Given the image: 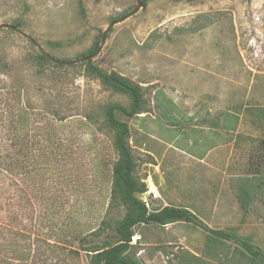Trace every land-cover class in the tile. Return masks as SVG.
I'll list each match as a JSON object with an SVG mask.
<instances>
[{
  "label": "rangeland",
  "instance_id": "obj_1",
  "mask_svg": "<svg viewBox=\"0 0 264 264\" xmlns=\"http://www.w3.org/2000/svg\"><path fill=\"white\" fill-rule=\"evenodd\" d=\"M90 61L140 87L128 126L135 196L195 222L134 227L138 264H236L243 239L264 257V0H141ZM136 0H0V264H92L127 208L112 195L118 155L109 105L131 97L77 60ZM152 33V34H151ZM90 55V53H89ZM252 190V189H250ZM231 235L214 249L209 231ZM236 237V238H233ZM236 258V256H234Z\"/></svg>",
  "mask_w": 264,
  "mask_h": 264
},
{
  "label": "trees",
  "instance_id": "obj_2",
  "mask_svg": "<svg viewBox=\"0 0 264 264\" xmlns=\"http://www.w3.org/2000/svg\"><path fill=\"white\" fill-rule=\"evenodd\" d=\"M14 26L17 27L19 25L15 23ZM100 38L101 34H99ZM97 47L98 41L95 42L87 53L81 54L78 58L88 56L89 53L92 54ZM37 58L54 62L52 57L42 49L37 51ZM81 62L85 65L86 70L97 77L102 84L128 94L132 100L129 108L120 105H109L105 110L106 121L114 129L113 144L118 155L113 165L114 180L112 195L126 206L127 211L115 227L114 234L116 241L114 243L103 242L100 245L95 244L88 251L92 253V264H138L125 254L131 246V237L134 234V227L136 225L150 223L164 225L176 221L195 222L196 217L185 208L173 206H164L159 210L149 211L146 204L135 196L136 193L145 190V185L138 181L132 174L134 162L127 143L129 134L128 126L125 122L115 117L114 110L118 109L127 116H133L141 112L143 107L140 87L115 72H106L100 69L92 64L90 59ZM59 64L61 63L54 62V65ZM252 178L247 177L239 184L238 199L242 205L248 204L254 194L258 192L260 194L262 193L264 177L254 184L250 183ZM209 233L206 235L205 242L207 244L206 246L212 249H214L216 244H224L227 238L231 237L228 233L219 230H212ZM237 241L241 248H233L231 252L232 255L236 256V258L233 256V259L238 261L236 264H264V257L258 247L243 239H237Z\"/></svg>",
  "mask_w": 264,
  "mask_h": 264
},
{
  "label": "water",
  "instance_id": "obj_3",
  "mask_svg": "<svg viewBox=\"0 0 264 264\" xmlns=\"http://www.w3.org/2000/svg\"><path fill=\"white\" fill-rule=\"evenodd\" d=\"M141 0H136V5L135 7L132 9V11H130L129 13L119 17L118 19L112 21L111 23L108 24V26L106 27V29L102 32L101 34V38H100V44L98 45L97 49L90 55L88 56H85V57H81V58H78L77 60H73V61H70V60H59V59H55V58H52V60L56 63H62V64H70L72 62H81V61H84V60H88V59H91L92 56H94L101 48L102 44L104 43V40H105V37L109 31V29L117 22H120V21H123L124 19H126L127 17L131 16L132 14H134L135 12L138 11V9L141 7ZM0 27H5V28H14V25L12 24H1Z\"/></svg>",
  "mask_w": 264,
  "mask_h": 264
}]
</instances>
